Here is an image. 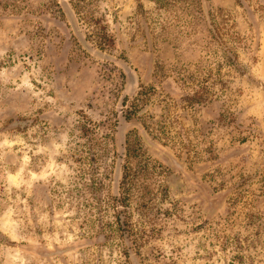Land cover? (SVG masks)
Here are the masks:
<instances>
[{
    "label": "rangeland",
    "instance_id": "rangeland-1",
    "mask_svg": "<svg viewBox=\"0 0 264 264\" xmlns=\"http://www.w3.org/2000/svg\"><path fill=\"white\" fill-rule=\"evenodd\" d=\"M0 264H264V0H0Z\"/></svg>",
    "mask_w": 264,
    "mask_h": 264
}]
</instances>
